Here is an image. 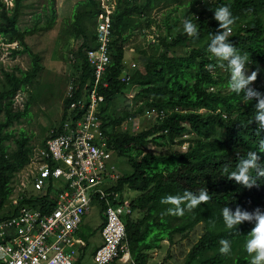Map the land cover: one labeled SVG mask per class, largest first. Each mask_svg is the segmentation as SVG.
Listing matches in <instances>:
<instances>
[{
  "label": "trees",
  "instance_id": "1",
  "mask_svg": "<svg viewBox=\"0 0 264 264\" xmlns=\"http://www.w3.org/2000/svg\"><path fill=\"white\" fill-rule=\"evenodd\" d=\"M23 0H13V7L7 8L0 0V44L16 43L20 49H14V55L27 54L30 68L26 71L2 72L0 85V198L5 203L13 191L12 181L29 163L33 147L30 137L24 134L14 140L15 149L7 151L6 142L12 135L9 127L19 121L27 112L15 110V96L33 83L41 72V56L26 43V38L38 32V28H18V18ZM186 5L181 13L182 19H164L165 35L157 40L163 53L145 64L143 71L132 73L123 71L124 44L131 34L142 28L140 18L148 19L156 8L161 6ZM228 6L236 23L232 26L229 40L237 47L241 55L247 54L252 65L251 72L257 71V80L251 88L264 93L260 84V75L264 72V0H191L185 4L182 0H117L111 17L113 38L110 44V64L102 83L97 88L104 97L100 106L99 117L102 129L109 136V145L116 156L127 159L132 167L128 175H118L114 187L117 191L125 189L138 193L132 200L133 215L125 219L126 238L133 264H147V252L160 247L164 240L173 242L175 236H183L198 224L205 227L204 234L191 248L185 264H220L228 255L219 251L221 239L229 240L233 248L246 242L255 223L244 222L238 229H228L223 221L222 209L230 207L234 212L237 207L249 212L259 208L264 212V178H258L259 187L243 188L234 180H229V172L236 169L240 157H246L248 151L260 155L264 167V153L258 150L259 141L264 133L257 135L254 122L256 101H244L243 94L222 92L228 88L230 70L219 67L218 61L208 52L210 34H216L219 23L214 19V11L220 6ZM76 6L82 12L73 16L77 34L82 43L75 54L78 77L72 98L63 100V110L58 122L60 126L66 120L67 110L72 101L80 98L85 90L93 86V69L87 61L86 51L96 45L95 32L89 37L80 27L81 21L94 19L98 15L95 0H81ZM170 16V15H168ZM56 19L54 1L49 6V18L44 30L50 29ZM189 19L198 25L199 39L189 37L183 30V21ZM177 27L173 35L172 30ZM190 47L181 56L170 55L172 48ZM216 65L214 71H208L206 65ZM225 70V77L217 72ZM124 77L121 78V75ZM134 87L133 101L139 106L133 113L116 117L114 103L118 95H123L128 87ZM215 89V91H213ZM145 108H157L165 111V117L148 129L137 134L117 131L130 118L136 117ZM187 134H193L195 141H188L185 151L176 149ZM50 133L42 140V146ZM153 144L166 150L164 154L145 153L144 148ZM255 176V172H253ZM207 189L212 199L198 206L184 216L167 214L170 205L161 204V199L169 195H182L185 190L199 192ZM26 197L19 202V207L26 206L48 213L53 208L50 191L45 196L26 191ZM100 232L104 225L103 206ZM142 214L137 217L134 214ZM16 214V211H15ZM84 242L76 264H81L88 250V237L81 231ZM97 248V247H96ZM95 248V249H96ZM95 249L92 251L93 255ZM213 255L203 260L205 254ZM117 263V262H113ZM236 264H247L239 258Z\"/></svg>",
  "mask_w": 264,
  "mask_h": 264
},
{
  "label": "built area",
  "instance_id": "2",
  "mask_svg": "<svg viewBox=\"0 0 264 264\" xmlns=\"http://www.w3.org/2000/svg\"><path fill=\"white\" fill-rule=\"evenodd\" d=\"M2 1L7 8L13 7V0ZM95 1L99 10L96 45L86 51L93 69V86L69 104L66 120L51 131L54 136L44 147L33 149L27 164L33 169L28 186L22 185L16 192L12 186L5 203L0 198V264H76L85 245L80 227L95 204L103 206L104 225L101 244L91 256L93 262L124 264L131 259L125 219L134 213L132 201L124 200L126 189H114L118 174L113 161L118 156L102 129L99 114L104 97L97 92L110 64L111 17L117 0ZM75 88L68 87L66 98L73 97ZM18 95L14 99H19ZM145 116L157 122L165 117V111L149 108ZM26 191L42 196L50 191L53 208L44 213L19 207Z\"/></svg>",
  "mask_w": 264,
  "mask_h": 264
},
{
  "label": "rangeland",
  "instance_id": "3",
  "mask_svg": "<svg viewBox=\"0 0 264 264\" xmlns=\"http://www.w3.org/2000/svg\"><path fill=\"white\" fill-rule=\"evenodd\" d=\"M54 1L56 10V19L50 29L44 30L49 18V6ZM81 0H23L19 12L18 28H38V32L26 38L27 45L35 53L41 56L42 70L38 73L31 85L19 92V99H15V110H23L27 106V112L19 121L14 122L8 129L12 138L6 142L7 151L12 152L15 149L14 140L24 134L30 137V145L34 150L42 146V140L47 137L51 131L58 126L63 110V100L66 98L67 89L70 85H76L78 73L76 70L75 54L78 46L82 43V37L77 34L73 16L75 13L82 12L81 6H76ZM191 0H182L185 4ZM212 1V0H211ZM186 5L161 6L152 11L148 19L140 18L143 22L141 29L134 31L129 40L124 44L123 71L132 73L135 70L143 71L146 63L163 53L157 40L158 36H164V19L181 18V13ZM170 15V16H168ZM96 21L94 19L82 20L80 27L85 30L89 37L95 32ZM178 28L172 30L174 35ZM190 47L180 46L172 48L170 55L181 56L189 51ZM20 49L16 43L11 45L0 44V85L3 79L2 72L26 71L30 68V57L27 54L14 55L13 50ZM252 65H246V75L251 74ZM225 77V70L217 72ZM260 84L264 86V72L260 75ZM253 84L250 85L252 87ZM134 87H128L123 95H118L114 103V113L120 117L125 113H133L138 109L139 104L133 101ZM215 91V89L213 90ZM225 88L222 92H228ZM148 108L136 117L128 120L117 131H127L130 134L148 129L156 121L148 119L145 112ZM193 134H187L181 141L186 140L176 146L179 151H185L188 141L197 140ZM145 153L164 154L165 149L149 144L144 148ZM113 164L116 167V174L128 175L132 172V167L127 159L115 157ZM33 176V169L26 165L13 179L12 186L15 192L22 185L28 186ZM138 196L137 192L126 189L125 201H132ZM142 217V214H134ZM102 213L100 206L95 204L89 213L83 218L80 231L88 237V250L81 264H95L92 260V251L101 244V238L97 231L101 223ZM205 227L198 224L194 229L183 236H175L173 242L166 240L160 243V247L147 252V264H185L186 258L198 239L204 234ZM245 243L237 244V247L231 246V253L220 264H236L239 258L247 260L250 264V256L245 250ZM213 253L205 254L202 259L210 258ZM110 264H123L121 262ZM132 264L131 259L127 263Z\"/></svg>",
  "mask_w": 264,
  "mask_h": 264
},
{
  "label": "clouds",
  "instance_id": "4",
  "mask_svg": "<svg viewBox=\"0 0 264 264\" xmlns=\"http://www.w3.org/2000/svg\"><path fill=\"white\" fill-rule=\"evenodd\" d=\"M214 19L219 23V30L216 34H210L208 52L220 63L219 67L230 70L228 89L237 95L243 94L244 101H256L254 122L257 125V135L264 133V93L250 87L258 77V72L253 71L246 75V65L249 63L247 54L241 55L237 47L229 40L232 26L236 23V17L232 15L228 6H220L214 11ZM183 30L191 38L199 39L198 25L191 20L183 21ZM216 65L208 64L206 69L214 71ZM258 150L264 153V139L259 141ZM260 155L256 151H248L246 157H240L234 171L229 172V166H224V172L229 173L228 179L234 180L243 188L252 189L259 187L258 178H264V167L260 163ZM255 172V176L253 175ZM212 199L207 189L199 192L185 190L182 195H169L161 199V204L170 205L167 214L172 216H184L185 212H191L202 204ZM223 221L228 229L237 228L244 222L255 223L254 228L248 235L245 243V250L250 256V264H264V212L259 208L249 212L237 207L233 212L230 207L222 209ZM220 253L229 255L231 243L229 240L221 239Z\"/></svg>",
  "mask_w": 264,
  "mask_h": 264
},
{
  "label": "water",
  "instance_id": "5",
  "mask_svg": "<svg viewBox=\"0 0 264 264\" xmlns=\"http://www.w3.org/2000/svg\"><path fill=\"white\" fill-rule=\"evenodd\" d=\"M123 77H124V74L121 75V78H123Z\"/></svg>",
  "mask_w": 264,
  "mask_h": 264
},
{
  "label": "crops",
  "instance_id": "6",
  "mask_svg": "<svg viewBox=\"0 0 264 264\" xmlns=\"http://www.w3.org/2000/svg\"><path fill=\"white\" fill-rule=\"evenodd\" d=\"M99 235H100V232H99ZM101 238V237H100Z\"/></svg>",
  "mask_w": 264,
  "mask_h": 264
}]
</instances>
